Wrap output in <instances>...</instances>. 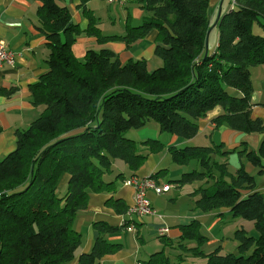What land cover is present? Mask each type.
<instances>
[{"label":"trees","instance_id":"16d2710c","mask_svg":"<svg viewBox=\"0 0 264 264\" xmlns=\"http://www.w3.org/2000/svg\"><path fill=\"white\" fill-rule=\"evenodd\" d=\"M39 1L36 27L48 55L46 70L29 89L32 104L42 110L26 128L15 131V148L0 156V264H107L102 258L120 243L105 235L129 221L121 227L93 222L97 237L90 250L81 252L76 216L87 207L90 193L113 192L117 180L136 177L147 155L165 146L160 139L136 140L125 132L153 120L162 133L191 139L199 130L198 120L216 105L223 112L212 119L214 130L227 125L261 134L257 150L244 142L230 150L213 141L168 145L173 162L190 169L167 181L198 183L190 193L195 207L205 213L227 208L229 218L252 221L254 233L235 230V251L217 247L204 252L199 246L209 237L193 220L177 225L174 239L159 236L163 247L139 264H174L190 254L205 257L206 264H264V196L256 190V176L264 174V122L251 114L250 76L251 67L264 64V36L253 32L255 24L264 27V0H232L218 20L211 17L210 0H141V23L127 25L124 35L109 36L101 33L89 10L87 29L82 30L65 6ZM213 28L217 37L210 45L206 34ZM151 33L160 60L152 70L144 58L121 61L102 48L88 49L79 60L72 49L82 34L100 43L130 45ZM2 130L0 126V134ZM231 153L239 157L237 168L228 162ZM116 160L124 164L123 171L116 170ZM247 163L255 173L245 168ZM166 172L150 177L157 182L158 174ZM106 205L127 215L121 199L110 197ZM192 241L197 245L191 246ZM165 247L183 253L171 258Z\"/></svg>","mask_w":264,"mask_h":264},{"label":"crops","instance_id":"0c3cea01","mask_svg":"<svg viewBox=\"0 0 264 264\" xmlns=\"http://www.w3.org/2000/svg\"><path fill=\"white\" fill-rule=\"evenodd\" d=\"M56 1L69 10L71 20L78 24L82 30L87 29L88 26L87 10L93 16L98 17V19L94 17L98 24L105 21L104 17H109L113 21L115 17H120L119 27H104L107 30L106 36L124 35L129 22L131 21V26H134L133 23L142 19L145 14L143 8H141L144 2L141 0L122 5L107 3L104 0ZM39 4V0H0V40L3 41L6 49L14 53L12 65L4 63L0 66V126L3 129L0 134V156H4L15 148V131L26 128L31 120L42 110L41 106L32 104L29 89L30 85L38 79V76L46 70L45 60L48 55L44 35L36 27L39 23L36 14ZM222 4L223 0H210L213 20L218 15L219 6H221L222 12ZM130 18L132 19L130 20ZM98 24L97 27L99 26ZM98 28H101V26ZM99 30L102 33L103 29ZM154 37V33H151L145 38L126 45L124 41L115 40L100 43L95 36L82 34L76 38L73 44V52L82 53L88 49L99 50L105 48L115 52L121 61L129 58H144L147 61V68L152 70L160 64V60L154 55ZM250 76L253 86L251 114L264 122V64L251 67ZM1 90H8L10 93H1ZM222 112L223 108L219 105L210 109L205 117L198 120L199 130L191 139H182L172 134L163 135L159 127L153 128L154 138L146 139L160 138L161 140V136L166 137V139H162L165 146L158 152L149 153L135 176L140 178L150 177L159 170L167 169L166 174H158L157 183H169L171 186L170 190L161 194L148 190L146 195L150 200L153 212L143 215L137 220L132 218L133 216L115 212L113 208L106 205V200L110 197L121 199L127 206L133 203L135 191L133 187L124 181L117 180L116 188L113 192L90 193L87 207L78 212L74 223L75 230L81 233L80 251L86 252L92 247L98 234L92 223L97 221H103L117 227L124 225L126 220L129 221L126 222L129 225L120 228L115 233L105 235L110 242L120 243V248L116 252L107 254L102 258V261L107 264H139L142 260H146L150 254L160 250L163 244L158 238L159 236L166 235V237L174 239L179 235V230L176 228L177 225L186 224L193 220L198 221L203 230H205L206 226L207 231L218 225V227H227L233 232L241 228L249 233H254L252 221L239 217L233 220L234 218L227 217L226 215H229L227 208L205 213L194 205L192 207V202L189 201L188 204L183 202L186 197L185 193H183L184 189H190L187 194L191 196L190 193L196 188L198 183L191 182L179 185L176 182L167 181V179H170L167 178L168 174L169 177L178 175V170H173L172 168H177V164L172 160L167 148L168 145L177 147L194 144L208 145L213 141L222 142L223 149L230 150L244 142L249 150H257L262 137L261 134L243 133L227 125H221L214 130L212 119ZM145 136L146 134H140V137ZM146 139L140 138L139 140ZM228 162L231 168H237L239 166L238 155L231 153L228 156ZM114 165L116 170H124V164L120 160H116ZM245 168L249 172L255 173L254 168L249 163L245 165ZM180 169L184 170L183 167ZM256 180V190L264 196V174L256 176ZM191 197L194 202V197ZM228 222L231 223L224 225ZM162 227L168 228V231L164 234L159 232ZM144 232L153 238H148L144 235ZM152 233H157V238H154L155 236H152ZM204 233L207 234L206 232ZM231 238L233 239V236ZM215 242L216 240H212L210 244ZM223 244L224 246L229 245L231 250L235 251L237 242L225 241ZM172 251L174 250L172 249ZM189 257L178 262V264H194Z\"/></svg>","mask_w":264,"mask_h":264},{"label":"rangeland","instance_id":"374dc122","mask_svg":"<svg viewBox=\"0 0 264 264\" xmlns=\"http://www.w3.org/2000/svg\"><path fill=\"white\" fill-rule=\"evenodd\" d=\"M232 4H233L232 0H223V4H222V11L223 12L222 13H226L227 11H229L230 8H231V6H232ZM94 17L96 19H98L97 16L94 15ZM122 19H123V17H122ZM131 19L132 18H130V20ZM87 20H88V17H87ZM104 20L105 21L104 22H101L100 24H98V22H97V24L99 25L98 27L101 26V28L103 29L102 34H104V35L107 33V30L105 29L106 27L107 28H110V27L117 28V27H119L120 17H118V16L115 17L114 21H113V19H110L109 17L108 18L107 17H104ZM141 20L142 19H139L138 21H135L133 23V25L135 26V25L140 24L141 23ZM110 22H112V23H110ZM130 22H129V25H131ZM101 28H99V29H101ZM263 28L264 27H261L259 24H255L253 26V32L255 34H258V35L260 34V35L264 36V29ZM114 30H116V29H114ZM217 31H218L217 28H213L211 30V32H210V34L208 36L209 37L210 45H214V41H215V39L217 37ZM72 49H73V45H72ZM85 51H87V50H84L82 53H75L74 52V55H76V57L79 60H83L84 59ZM155 127H159L158 124L155 121L150 120L142 128H139V129H129V130H127L125 132V136L128 137V138L136 139V140H139L140 138H144V139H146V138H154L153 137L154 136L153 135V128H155ZM144 132H147V133H144ZM141 133L146 134V136L145 137H140V134ZM165 134H167V133H163V135H165ZM158 139H160V138H158ZM162 139L164 140V139H166V137H162L161 136V140ZM235 155H237V154L235 153ZM176 167L177 168H175V167H172V168H173V170L174 169H177L178 170V172H177L178 175L177 176H170L169 177V174H168L167 175V178H170V179H177V178H179L180 177V174L182 172V170L180 169L181 167H183V169H185V171L190 169V167L188 165H184V164L177 165ZM104 179H105V181H110V178H109L108 175H106L104 177ZM194 183H196V182H194ZM186 184H188V183H186ZM63 190H64V188H63ZM189 190L190 189H184V192L183 193H185L186 197H185V199H184L183 202H186V204H188V202L190 201V202H192V207H193L194 202H193V198L191 197L192 195L189 196L187 194V192ZM188 198H189V200H188ZM181 204H184V203H181ZM148 214H150V213H148ZM143 215H147V214H143ZM143 215H140V216H138V215H127V216H133L132 218H134L135 220H137V219H140L139 217H142ZM226 216L229 217L228 215H226ZM235 219H237V217H235L233 220H235ZM231 222H233V221H231ZM231 222L225 223L224 225L229 224ZM205 230L202 229V232H206L209 235V240L206 243H202L199 246L200 249H202L204 252H209V251H211V250H213V249H215L217 247L221 248V252H228L229 250H231V247L229 245L224 246V244H223V242H225V241H228V242L235 241V240H233L234 238L233 239L231 238L232 235H233V231L231 229H228L227 227H222V226H219L218 227V225H216V227L215 226L212 227L209 231H207V228L205 226ZM159 232H160V229H159ZM253 232H254V229H253ZM144 235L147 236L148 238H153V237H150V235L146 234L145 232H144ZM152 236H155L154 238H157V233H152ZM228 236H230V237H228ZM212 240H214V241L216 240V242L213 243V244H210ZM195 245H197V243L195 241H192L191 246H195ZM162 247H163V245H161V248ZM173 250L174 251H172V249L169 248V247H165V252L166 253H169V256L171 258H173V256L175 254L179 253V252H182L183 253V250L181 248H176V249H173ZM148 257H147V259H148ZM189 258L194 262V264H206V259L203 256H198V255L195 256V255L190 254V257ZM174 261H175L174 264H178V262L176 260H174Z\"/></svg>","mask_w":264,"mask_h":264},{"label":"built area","instance_id":"2783aa9c","mask_svg":"<svg viewBox=\"0 0 264 264\" xmlns=\"http://www.w3.org/2000/svg\"><path fill=\"white\" fill-rule=\"evenodd\" d=\"M107 3H118L125 4L135 0H104ZM14 62V53L11 50L5 48L3 41L0 40V66L4 63L12 65ZM126 184L133 187L134 201L128 206L127 215H143L153 211L151 203L146 193L148 190H152L156 194L164 193L170 190L171 186L169 183H157L151 177H131L126 179ZM168 231L167 227H162L160 233L164 234Z\"/></svg>","mask_w":264,"mask_h":264},{"label":"water","instance_id":"95a60500","mask_svg":"<svg viewBox=\"0 0 264 264\" xmlns=\"http://www.w3.org/2000/svg\"><path fill=\"white\" fill-rule=\"evenodd\" d=\"M220 14H221V6H219V9H218V15H217V17H216V20L219 19ZM215 23H216V21H215ZM215 23H214L213 25H215ZM209 31H210V30H209ZM209 31H208L207 34H206V37H207V38H208V35H209Z\"/></svg>","mask_w":264,"mask_h":264}]
</instances>
